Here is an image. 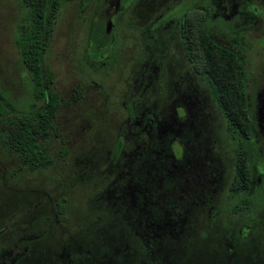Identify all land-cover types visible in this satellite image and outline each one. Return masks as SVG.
<instances>
[{"label": "rangeland", "instance_id": "1", "mask_svg": "<svg viewBox=\"0 0 264 264\" xmlns=\"http://www.w3.org/2000/svg\"><path fill=\"white\" fill-rule=\"evenodd\" d=\"M124 1L121 0L120 6H124ZM192 1V5H195V1ZM61 2L50 46L44 56L52 73V89L60 99V108L54 118L59 133H53L44 142L45 151L50 157L45 169L26 170L16 156L0 148V228L6 225L0 232V242L4 246L12 242V229L19 232L21 237H26L24 243L11 246L12 262L15 264H95V258L100 264H109L111 258L116 259L118 264H127L128 253L120 256L112 251V244L106 235L97 240L85 230L94 223L98 224L100 219L106 221L108 213L102 210L82 218L88 214L87 209H82V204L91 202L97 192L94 186L80 179L86 175L84 166L90 165V172L100 170L106 155L110 158L115 153L118 140L124 144L123 136L119 138L117 125L119 110L129 115L146 114L143 110L134 113L130 108L135 104L134 98L127 100L133 91L131 88L138 69L137 62L144 60L145 64L143 62L139 72L149 79V86L142 88L139 96L151 98V94L159 88L156 83L166 81V76L161 77L160 74L164 70L153 60L159 54L162 57L171 56L176 69V78L171 85L175 90L173 96L176 94V97L186 99L193 108L192 103H196L197 98L200 112L202 109L204 113H209L210 107L203 94L207 80L205 77L198 78L187 60L184 63L185 55L179 44H176V50L171 47V37L180 20L171 13L180 3L166 11L161 10L164 14L162 17H168L159 26L153 19L148 24L147 15L137 14L144 4H141L142 0H134L127 5L128 8L117 13L112 19L113 29L104 35L105 22L102 19L91 21L90 8L83 11L87 18L80 14V10L76 12L78 0ZM230 3L233 0L202 1V5L208 9L205 27H212L216 34L225 39L240 33V30L235 31L238 20L235 14H230ZM18 9L17 0H0V97L8 108L28 112V105L32 102L29 74L20 64L12 40ZM157 10L158 7V13ZM146 11L147 7H144L143 12ZM261 29L264 32L263 24ZM146 30L152 34L151 38L146 37ZM121 33L137 38L136 41H140L138 50L133 47L121 51L120 46L126 41L120 37ZM162 39L167 49L159 53L157 42L159 40L160 43ZM85 42H90L86 50ZM257 46L264 50V40L257 42ZM98 57H106L107 61L99 66ZM78 85L81 87L80 97L76 102H71L73 89ZM135 87L138 88V85ZM198 91L200 96L196 95ZM204 127L209 132L208 122L204 123ZM62 140L66 147L65 154L60 151ZM126 142L129 143V140ZM229 147L233 148V145ZM257 185L260 189L264 188V183L258 182ZM59 197L66 199L63 219L56 218L54 213L55 201ZM256 203L263 204V208L242 210L237 216L245 217L234 226L207 222L203 217L204 211L197 212L198 209H195L187 236L173 235L166 242V250L163 245H157L156 251L163 253L161 259L164 264H264V198L257 199ZM93 210H97V207L94 206ZM217 211L216 207H212L208 218ZM107 247L108 251L104 253ZM143 247L144 254L152 248L145 239L141 240V250ZM5 251L0 247L1 254ZM82 253H87L89 257L81 256ZM102 253L108 257L103 258Z\"/></svg>", "mask_w": 264, "mask_h": 264}, {"label": "flooded vegetation", "instance_id": "2", "mask_svg": "<svg viewBox=\"0 0 264 264\" xmlns=\"http://www.w3.org/2000/svg\"><path fill=\"white\" fill-rule=\"evenodd\" d=\"M125 1L124 6H120L121 0H78L76 12L80 10V14L88 18L83 11L90 8L89 19H102L104 35H108L113 29L112 19L134 0ZM194 1L195 5L192 0H142L144 6L137 14L147 15L148 24L153 19L161 26L168 17H162L161 10L180 3L171 13L180 17L171 37V47L176 50L179 44L185 55L184 63L187 60L191 64L198 78H206L207 83L202 84L209 113L202 109L200 112L197 98L196 103H192L193 108L186 99L173 96L175 90L171 85L176 69L171 56L159 54L153 62L164 70L160 74L166 76V81L156 83L159 88L151 98L139 96L149 79L139 72L144 60L137 62L133 91L127 100L134 98L135 104L130 107L134 113L143 110L146 114L129 115L119 110L117 124L119 138H124V144L120 140L123 174L132 182L133 191L141 195V204L136 206L141 210L146 208L150 214L153 212L150 223L156 229L167 227L169 237L180 236L183 229L188 231L195 209L204 211L207 222L234 226L245 217L237 216L242 210L263 208V204L256 202L264 198V188L257 185L264 183V50L257 46V42L264 40L261 29L264 0L230 3V14H235L238 20L235 31L240 30L230 39L216 34L210 26L205 27L208 9L202 5L203 0ZM144 7H147L146 12H143ZM145 35L151 38L152 34L146 30ZM120 37L126 39L120 46L121 51L133 47L138 50L137 38L127 33H121ZM89 43L85 42V50ZM157 44L159 53L166 51L163 39ZM97 60L99 66L107 61L106 57ZM196 95L201 93L198 91ZM205 122L209 123V132L204 127ZM128 140L129 143H125ZM108 159L106 156V161ZM212 207H216L218 213L208 218Z\"/></svg>", "mask_w": 264, "mask_h": 264}, {"label": "trees", "instance_id": "3", "mask_svg": "<svg viewBox=\"0 0 264 264\" xmlns=\"http://www.w3.org/2000/svg\"><path fill=\"white\" fill-rule=\"evenodd\" d=\"M17 3L19 9L12 40L19 62L29 74L32 102L28 105V112H24L8 108L0 97V148L4 152L16 156L24 169L34 171L45 169L49 165L50 157L45 151L44 142L53 133L55 135L59 133L54 124V118L60 108V99L52 89V73L44 61V56L50 46L53 26L62 2L61 0H17ZM80 92L81 87L75 86L70 98L71 102H76L79 99ZM120 148L119 139L115 153L111 154L110 159L101 167L103 169L101 172V169L90 172V165L84 166L86 175L80 179L82 178V181L94 186L97 192L91 202L82 204V209L88 211V214L82 218L97 214L102 210L108 213L106 221L100 219L98 224L94 223L92 227L85 230H88L90 235L95 236L97 240L106 235V239L110 240L112 244V251L120 256L122 253H128L127 264H140L142 261L146 264H164L161 259L164 255L156 251V246L163 245L164 249H167L166 242L170 238L169 230L167 227L156 229L150 223L153 212L150 214L149 210H145L146 208L143 207L141 210V207L136 206L141 204V195L137 191H133L132 182L123 174L121 167L123 157L120 154ZM60 151L62 154L66 153L63 140ZM65 205L64 197H59L55 201L56 218H64ZM94 206L97 207V210H93ZM4 226L6 225L0 228V232L5 228ZM11 232V243L4 246L0 242V247L4 251L6 250L2 254L0 253V264H15L12 262L11 246L26 241V237H21L19 232L13 229ZM186 233L187 231L183 229L180 236L185 237ZM109 234L111 236L108 237ZM143 239L147 240L152 247L151 251H147V254H144L145 241L143 250H141V240ZM107 251L108 247L104 253ZM104 253H102L103 258H107L108 256H105ZM82 255L89 257L87 253H82ZM76 259L75 256L74 260ZM111 259L109 264H118L116 259ZM95 264H100L96 258Z\"/></svg>", "mask_w": 264, "mask_h": 264}]
</instances>
